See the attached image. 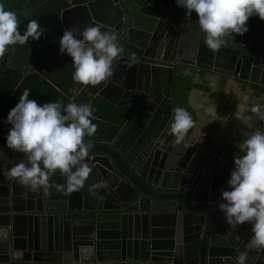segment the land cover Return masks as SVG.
<instances>
[{
    "label": "water",
    "instance_id": "water-1",
    "mask_svg": "<svg viewBox=\"0 0 264 264\" xmlns=\"http://www.w3.org/2000/svg\"><path fill=\"white\" fill-rule=\"evenodd\" d=\"M4 6L16 13L22 33L35 19L44 34L0 57V264H235L252 233L248 223L230 227L218 209L233 161L217 150L175 142L169 80L174 65L198 64L202 55L223 57L231 74L258 80L264 75L259 17L249 18L247 33L227 37L226 46L212 51L196 13L185 16L175 0H20ZM91 25L114 33L123 50L110 80L95 86L74 81L71 58L58 50L65 28L79 33ZM56 68L57 80L50 76ZM32 79L56 91L47 102L113 109L110 135L96 129L97 136L85 138L92 143L86 158L92 171L79 191L57 187L64 184L58 172L50 187L35 192L4 175L23 154L5 146L11 126L3 121L21 89L37 92L36 85L28 87ZM101 181L106 186L92 187ZM247 264H264V251L249 250Z\"/></svg>",
    "mask_w": 264,
    "mask_h": 264
},
{
    "label": "clouds",
    "instance_id": "clouds-1",
    "mask_svg": "<svg viewBox=\"0 0 264 264\" xmlns=\"http://www.w3.org/2000/svg\"><path fill=\"white\" fill-rule=\"evenodd\" d=\"M175 4L185 10L187 17L196 13L204 43L212 51L226 46L227 37L234 39V35L247 33L250 17L258 16L264 21V0H175ZM19 24L16 13L0 3V57L10 47L24 45L29 38L38 40L44 34L35 19L29 20L23 33ZM58 50L71 58L72 79L93 86L110 80L113 65L123 54L117 36L96 25L86 26L79 33L75 27L65 28ZM29 93L28 89L22 92L3 121L11 126L5 146L23 154L4 175L35 192L50 187L51 177L58 172L64 184L57 187L66 193L79 191L92 171L86 160L92 143L85 138L96 133L94 109L74 100L37 103L29 99ZM251 112L264 120L260 105L252 106ZM193 123L186 109H174L170 132L177 144L184 141ZM240 147L244 154L234 158L226 181L228 188L220 190L218 209L232 228L244 223L251 225L252 235L235 262L247 264L249 250L264 251V131L255 130ZM106 183L101 181L92 187H104Z\"/></svg>",
    "mask_w": 264,
    "mask_h": 264
},
{
    "label": "crops",
    "instance_id": "crops-1",
    "mask_svg": "<svg viewBox=\"0 0 264 264\" xmlns=\"http://www.w3.org/2000/svg\"><path fill=\"white\" fill-rule=\"evenodd\" d=\"M259 29L264 31V21L260 19ZM207 56L199 57L198 64L193 60H184L171 69V114H174L176 107H182L192 117L193 126L183 142L210 152L220 151L234 162V158L244 154L240 145L255 125L256 114L251 112L252 106L260 105L264 109V75L259 76L258 80H245L240 73L231 74V70L223 67V57L205 60ZM60 72L56 68L53 73L50 72V76L57 80ZM160 80L161 88L165 91L166 75ZM3 82L0 79V83ZM33 84L37 86V92L29 93V96L37 97L40 103L47 102L50 94L56 93L53 87L40 79L28 81V87ZM24 90L19 91L18 98ZM97 104L95 110L99 116L103 110L100 103ZM108 118L94 116L93 120L96 122V129L109 136L115 125Z\"/></svg>",
    "mask_w": 264,
    "mask_h": 264
},
{
    "label": "trees",
    "instance_id": "trees-1",
    "mask_svg": "<svg viewBox=\"0 0 264 264\" xmlns=\"http://www.w3.org/2000/svg\"><path fill=\"white\" fill-rule=\"evenodd\" d=\"M0 3H2L3 5H9L10 7H14L20 3V0H0ZM104 106H105V108H103V112H100V115H99L101 118L107 117L111 111L113 112V109L110 106H108V105H104ZM93 114L98 116L97 115L98 112L96 110H94ZM93 123L96 124V122L94 120H93Z\"/></svg>",
    "mask_w": 264,
    "mask_h": 264
},
{
    "label": "built area",
    "instance_id": "built-area-1",
    "mask_svg": "<svg viewBox=\"0 0 264 264\" xmlns=\"http://www.w3.org/2000/svg\"><path fill=\"white\" fill-rule=\"evenodd\" d=\"M262 111H264L263 108H261ZM255 130H261L264 131V120L260 119L257 114H256V121H255V125L254 128L252 129V131L247 135L249 136L252 132H254Z\"/></svg>",
    "mask_w": 264,
    "mask_h": 264
},
{
    "label": "flooded vegetation",
    "instance_id": "flooded-vegetation-1",
    "mask_svg": "<svg viewBox=\"0 0 264 264\" xmlns=\"http://www.w3.org/2000/svg\"><path fill=\"white\" fill-rule=\"evenodd\" d=\"M5 7V6H4ZM12 8V7H11Z\"/></svg>",
    "mask_w": 264,
    "mask_h": 264
}]
</instances>
